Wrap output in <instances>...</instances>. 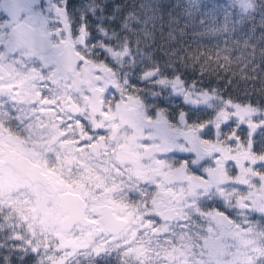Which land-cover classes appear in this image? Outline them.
<instances>
[{
	"label": "snow or ice",
	"instance_id": "snow-or-ice-1",
	"mask_svg": "<svg viewBox=\"0 0 264 264\" xmlns=\"http://www.w3.org/2000/svg\"><path fill=\"white\" fill-rule=\"evenodd\" d=\"M25 2L0 264H264V0Z\"/></svg>",
	"mask_w": 264,
	"mask_h": 264
},
{
	"label": "clouds",
	"instance_id": "clouds-1",
	"mask_svg": "<svg viewBox=\"0 0 264 264\" xmlns=\"http://www.w3.org/2000/svg\"><path fill=\"white\" fill-rule=\"evenodd\" d=\"M41 8V0H34L31 4L33 12L40 11ZM28 17L25 0H0V37L4 41L0 42V52L5 50L6 41L11 37L13 29L23 25ZM12 56L19 57L20 53H13Z\"/></svg>",
	"mask_w": 264,
	"mask_h": 264
},
{
	"label": "trees",
	"instance_id": "trees-1",
	"mask_svg": "<svg viewBox=\"0 0 264 264\" xmlns=\"http://www.w3.org/2000/svg\"><path fill=\"white\" fill-rule=\"evenodd\" d=\"M86 0H70V4H80L84 3ZM109 3H123L124 0H108ZM137 2H140V0H137ZM182 54V53H181ZM259 88V84H257V89Z\"/></svg>",
	"mask_w": 264,
	"mask_h": 264
},
{
	"label": "rangeland",
	"instance_id": "rangeland-1",
	"mask_svg": "<svg viewBox=\"0 0 264 264\" xmlns=\"http://www.w3.org/2000/svg\"><path fill=\"white\" fill-rule=\"evenodd\" d=\"M41 6L42 7L44 6V0H41Z\"/></svg>",
	"mask_w": 264,
	"mask_h": 264
}]
</instances>
